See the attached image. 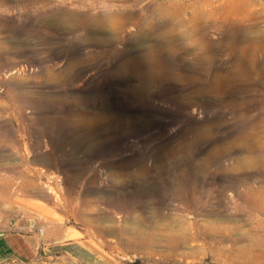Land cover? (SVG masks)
Masks as SVG:
<instances>
[{"label": "rangeland", "instance_id": "obj_1", "mask_svg": "<svg viewBox=\"0 0 264 264\" xmlns=\"http://www.w3.org/2000/svg\"><path fill=\"white\" fill-rule=\"evenodd\" d=\"M200 1L0 2V153L10 155L0 157V165H16L13 171L0 169V183L10 182L0 187V238L19 234L52 243L83 241L94 251L95 264H264V229L259 231L264 215L236 196L243 186L233 189L229 182L233 176L264 173L263 134L244 140L237 131L242 123L264 121V71L251 70L254 59L264 64V0H246L250 4L237 15L228 10L244 0L202 5L198 22L221 20L206 30L208 44L201 55L193 48L185 52L175 38L166 39L178 56L199 62L204 79L234 77V83L220 87L218 104L203 96L181 108L166 97L178 95L181 87L171 82L152 86L148 103H142L131 92L139 85L134 67L118 73L121 64L166 48L161 43L166 32L181 29L175 8ZM190 12L187 7L183 17ZM231 22H252L250 39H230ZM253 42L263 46L256 53ZM69 63L76 64L74 78H64ZM183 129L206 136L195 138L190 148L193 135H182ZM249 144L256 150L244 151ZM209 153L223 154L207 165ZM42 156L50 163L32 162ZM244 158L258 164L233 170ZM178 171L186 175L182 200L163 194L164 180ZM250 182L264 187L261 178ZM150 184L154 196L137 197L135 209L124 205V197ZM256 197L264 202L263 193ZM190 223L185 243L173 251L165 247L167 236L181 237L182 226ZM208 224L224 227L223 234L213 239L203 233ZM132 231L157 234L159 246H127ZM256 233L261 245L249 241ZM4 257L0 264H81L42 250L33 260Z\"/></svg>", "mask_w": 264, "mask_h": 264}, {"label": "bare ground", "instance_id": "obj_2", "mask_svg": "<svg viewBox=\"0 0 264 264\" xmlns=\"http://www.w3.org/2000/svg\"><path fill=\"white\" fill-rule=\"evenodd\" d=\"M6 1H13V2L24 1L25 3L31 4V3H35V1H38V0H0V2H6ZM24 2H22V4H24ZM207 3H209V0L200 1L197 3V5H191L190 4V5L185 6L183 4L182 6L175 8L174 12H175V14H177V18H179L178 21L180 22L181 29L177 30V32L172 31V30H168L166 32L165 38H163V40L161 42L162 44H164V46L166 48H164V49L158 48L155 50L154 49L150 50L149 52H145V53L139 55L136 60H129L127 63L121 64L119 66V68H118L119 74H122L123 72L130 69L131 67H134V75L136 77V80L139 82V85H138V87L136 85L135 88L131 87V88H133V89H131V92L134 93V95L136 96L138 101H141L142 103H148L149 98L151 97L150 88L152 86L155 88H159L161 85H164L165 83L171 82V83H179L181 87L179 88V91L177 92L178 95L168 94L166 97L168 100L176 102L181 108H184V107L186 108V106L199 103L198 101H199L200 97H203V96H208L210 98V101L208 103L218 104V101H217V99H215V97L220 92L219 91L220 87L223 85H226V84L234 83V81H235L234 77L231 79L225 80V81H222L218 76H214L209 81L204 79L203 78L204 73L199 68V62L198 61H188L186 58L178 56L177 50H173V48H171L167 45L168 44L167 42H169V41H166L167 37L170 39L175 38V40L179 41L180 44H182V50H184L185 52H188V50L190 48H193L200 55L205 53L204 51H206V46H203V44L207 43L206 42L207 41L206 30L209 29V27L213 26V23L216 25V24L220 23L219 20H221L220 18L216 17L211 22H205V23L204 22H202V23L198 22L199 14L204 13V12H201V10H202L201 6L205 5ZM249 4H250L249 1L244 0L241 3V7L231 8L228 10V12H229V14L233 13V15H237V13L243 14L244 9H246V7H248ZM187 7L190 9L191 15L189 17L185 18V17H183L182 13ZM209 14L212 15V14H214V12L207 13V15H209ZM211 15H210V17H211ZM244 16H245L244 18H246V20L253 18V16H249V15H244ZM212 18H213V16H212ZM162 19H164V18H162ZM167 23H168V20L167 21L165 20L164 22L161 23V25L164 26ZM223 24H227V22L223 21ZM231 24H232V22H231ZM254 26L255 25H252V22L251 23L243 22L240 25H235V24L228 25L227 26V35L229 36L230 39L247 41V39H250V37L248 36V32L252 28H255ZM261 43H263V42L261 41ZM252 46L253 47L251 49L253 50L254 53H256L258 50H260L263 47V46H258L256 44V42H253ZM240 55H241V53H240ZM179 58L182 59L183 63H177L176 62V60L177 59L179 60ZM240 58H242V57H240ZM238 61H240V60H238ZM179 62H181V61H179ZM133 63H135V64H133ZM75 65L76 64H74V63H69V66H68L67 70L65 71L66 74H64V78H68L67 76H69L70 78H74L76 76V73H74ZM237 68H239L241 70V68H243V65L238 64ZM247 68H249V67H247ZM251 68H252L251 70L253 72H255L256 74H259L261 71H264V64L259 65L257 59H254L253 64H251ZM176 70L183 71V73H178V72H176ZM240 70H238V71H240ZM212 128H213V125H212ZM247 129H250V131H248ZM237 131H241V137L244 138V140L258 139L260 137L258 133H262L263 135H261V136L264 137V121L253 122V123H242L238 126ZM181 132H182V135H186V134H189V135L192 134L193 135L192 139L189 141V144L192 141V143L190 144V148H195V146H196L195 138H200L201 136H206V134H204L200 130L195 132V131H192L191 129H189V130L183 129ZM262 147H264V143L259 148H262ZM256 148H257L256 146H252L251 144H249V145H246L244 147V151L251 152V151L256 150ZM52 154H54V153H52ZM222 154L223 153H209L207 155L208 159H207L206 164L212 165V164L216 163L220 159V156H222ZM246 154H249V153H246ZM9 156L10 155L8 153H0V157L3 160L10 159ZM37 156H38V154H37ZM262 156H263L262 157L263 161L262 160L261 161L264 162V153ZM3 160L1 162H3ZM50 161H51L50 157L48 158V157H44V156L37 157L36 160H32V162H35L36 164H49ZM32 162H30V163H32ZM257 162H258V160H248V158L239 159L232 166V169L234 170V169H239V168H243L246 166L247 167L256 166L258 164ZM262 164H264V163H262ZM3 165H0V169L1 168L4 170L9 169L10 171H13L16 168L15 164H6L4 166ZM178 172H180V173L174 174L173 178L170 179V181H168L166 178V180H164V185H163V194L173 198L174 200H182V197H180V191H181L182 183L184 182L185 177H186V175H184L185 172H183V171H178ZM254 178H261L262 181L264 182V173L258 172V173H252L250 175L247 174L244 176H237V177L233 176L229 179V182H230V186L233 189H237L238 186H243L244 188L242 191L235 190L236 196L242 201L243 204H245L246 207H248L252 211L260 212L264 215V202L259 203L258 202L259 199L257 200V197H256L260 193L264 194V187H257L256 186L257 188H254V186H252V184L250 182V181H253ZM9 184H10V182H8V181H5V182L2 181L0 183V187L1 188H7L9 186ZM147 187L148 188H142L141 187L138 190V192L135 191L133 193L132 197H124V199L122 200V202L125 201L124 205L125 206L127 205L129 209H132V208L135 209V207H136L135 202L138 201L137 197L148 198V196H154L155 190H153V185L151 186V184H150ZM147 189H150V190L145 191ZM131 194L129 196H131ZM249 214H251V211L249 212ZM187 227L189 229V227H193V224L190 223L188 226H182L183 231L180 234L181 237L179 235H175V234H171L170 236H167L166 238L164 237L165 238V247H168L169 249H171L173 251V250H175V248L179 244L185 243L187 241V236H186L187 230H188ZM262 229H264V220L259 225V231H261ZM195 230H196V228H195ZM223 231H224V227L217 226V225H211V224L203 226V230H202V232L205 234H207V233L212 234L211 237L213 239L216 236L223 234L222 233ZM130 234L132 236L130 238H128V243L126 244L127 246L134 247L135 249L136 248H139V249L142 248V249L148 250V249H153L154 247H156L158 245L159 240L157 238V234H155V233L144 234V233H141L139 231L138 232L132 231V232H130ZM252 236H254V237H251V239L249 241H253V242L257 243L258 245H261V239L258 236V234L256 233V234H253ZM189 239L190 240L193 239V236ZM195 239H196V237H195ZM240 241H242L241 238L236 239L234 242H240ZM224 258L226 259V262L230 259V258L227 259L226 257H224ZM224 264H228V263L224 262Z\"/></svg>", "mask_w": 264, "mask_h": 264}, {"label": "crops", "instance_id": "obj_3", "mask_svg": "<svg viewBox=\"0 0 264 264\" xmlns=\"http://www.w3.org/2000/svg\"><path fill=\"white\" fill-rule=\"evenodd\" d=\"M63 234V230L56 231ZM46 237V233L42 234ZM40 241L37 235L4 234L0 238V260L4 256L17 255L27 260H33L42 250L46 255L60 254L75 259L81 264H95L94 251L83 241L66 240L63 242Z\"/></svg>", "mask_w": 264, "mask_h": 264}, {"label": "built area", "instance_id": "obj_4", "mask_svg": "<svg viewBox=\"0 0 264 264\" xmlns=\"http://www.w3.org/2000/svg\"><path fill=\"white\" fill-rule=\"evenodd\" d=\"M41 232V231H40Z\"/></svg>", "mask_w": 264, "mask_h": 264}]
</instances>
